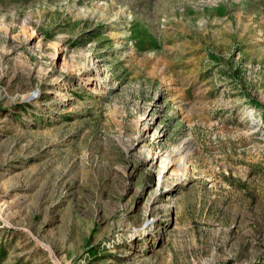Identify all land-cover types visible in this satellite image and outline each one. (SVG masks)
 <instances>
[{"label":"rangeland","instance_id":"obj_1","mask_svg":"<svg viewBox=\"0 0 264 264\" xmlns=\"http://www.w3.org/2000/svg\"><path fill=\"white\" fill-rule=\"evenodd\" d=\"M0 264H264V0H0Z\"/></svg>","mask_w":264,"mask_h":264}]
</instances>
